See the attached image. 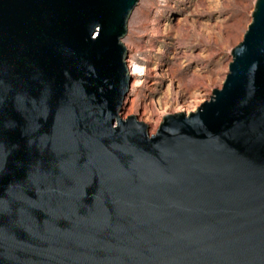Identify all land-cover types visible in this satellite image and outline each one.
<instances>
[{"label":"water","instance_id":"obj_1","mask_svg":"<svg viewBox=\"0 0 264 264\" xmlns=\"http://www.w3.org/2000/svg\"><path fill=\"white\" fill-rule=\"evenodd\" d=\"M140 0H0V264H264V0L223 87L121 117Z\"/></svg>","mask_w":264,"mask_h":264},{"label":"rangeland","instance_id":"obj_2","mask_svg":"<svg viewBox=\"0 0 264 264\" xmlns=\"http://www.w3.org/2000/svg\"><path fill=\"white\" fill-rule=\"evenodd\" d=\"M256 0H140L123 41L132 76L121 117L155 134L166 113L196 110L223 87L231 50L244 38ZM129 66V63H128Z\"/></svg>","mask_w":264,"mask_h":264},{"label":"bare ground","instance_id":"obj_3","mask_svg":"<svg viewBox=\"0 0 264 264\" xmlns=\"http://www.w3.org/2000/svg\"><path fill=\"white\" fill-rule=\"evenodd\" d=\"M129 63L130 73L132 76L141 75V67L137 63H132L131 60L127 61Z\"/></svg>","mask_w":264,"mask_h":264}]
</instances>
